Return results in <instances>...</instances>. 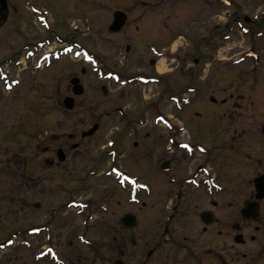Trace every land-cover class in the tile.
Masks as SVG:
<instances>
[{"label": "flooded vegetation", "instance_id": "af4514ba", "mask_svg": "<svg viewBox=\"0 0 264 264\" xmlns=\"http://www.w3.org/2000/svg\"><path fill=\"white\" fill-rule=\"evenodd\" d=\"M8 1L14 12L20 11L18 0ZM52 1L75 6L68 22L56 26L58 29L51 25L46 28L50 7L36 0L22 3L37 16L49 42L55 34L61 35L62 52L78 49L82 44L77 20L82 17L80 7L86 5V0ZM118 9L130 17L128 9ZM189 9L186 11L190 13L178 15L183 17L182 30L190 40V49L201 56L194 57L192 62L183 61L187 55L181 56L174 69L177 78L172 86L177 92L167 98L174 97L175 120L164 113L166 90L171 88L166 73L156 68L167 46L144 43L143 38L144 28L163 24L161 19L136 26L141 33L139 39L152 53L147 60L139 57L141 65L133 68L123 54V44L113 39L110 49L115 50L116 62L109 69L97 57L95 65L101 68L83 66L80 74L71 73V80L78 78L76 85L68 84L67 93L60 99L64 105L66 98H73L74 109H66L67 113L79 107L81 118L88 115L89 100L79 97L84 95V80L89 78L96 81L98 91L105 95L112 91L115 95L113 109L109 111L101 110L100 103L93 101L92 114L100 122L91 121L88 125L99 124L101 129L102 120L111 119L115 154L110 159L99 158L94 166L101 170L103 163H109L105 167L109 165L111 173L106 176V169H102V175L109 177L110 183L86 199L72 196L74 191H68L65 185L58 194L57 186L66 184L70 176L67 162H73L72 170L78 172L77 160H70L66 151L68 140L77 135L75 131L46 132V143H39L36 148L30 179L40 183L43 174L47 178V192L40 200L36 198L39 192H35L33 221L29 226L31 238H19V242L23 241L20 246H30L31 255L14 257V264H264V110L257 108V102H264V3L189 0ZM217 17L225 20L219 21ZM129 24L128 20L124 27ZM21 26L17 32H27L26 25ZM23 32L18 33L22 40L26 39ZM233 36L243 53L254 58V70L240 72L237 87L226 81L227 87L222 86L225 94L219 101L212 93L213 79L203 77L209 66L204 55L219 51L220 41L229 44ZM106 41H100V45ZM32 45L33 42L26 41L13 58L14 63L20 65L30 58ZM133 47L127 43L125 49L131 52ZM107 70L112 73L106 80L110 87L101 81ZM249 73L254 74L251 80L245 77ZM147 87L155 89L152 95L144 94L143 88ZM80 89L83 93L76 94ZM208 91L204 103L222 109H197L196 100ZM196 117L200 118V130L191 128ZM193 126L196 128L194 123ZM86 138L74 141L73 148L82 146ZM61 148L65 151L64 159L58 158ZM131 159L139 162L138 169H133ZM141 170L148 173L149 179L141 176ZM57 173L60 181L53 186ZM72 211L78 216L84 214L83 220L72 216ZM71 222L72 231H64ZM60 224L63 228L59 230Z\"/></svg>", "mask_w": 264, "mask_h": 264}, {"label": "rangeland", "instance_id": "374dc122", "mask_svg": "<svg viewBox=\"0 0 264 264\" xmlns=\"http://www.w3.org/2000/svg\"><path fill=\"white\" fill-rule=\"evenodd\" d=\"M18 1L16 3L20 11H12L8 23L0 27V64H4L5 69L9 71V75L4 76L1 74L0 76V243H7L8 238L12 237L16 240V244L7 245L5 248L0 247V264H14V257H30L31 255L30 246H20L18 239L13 236V233L19 232L20 238H31V235L24 229H27L33 221V196L38 191L36 198L40 200L42 196L45 197L47 192L45 186L47 178L43 174V179L40 183H35V181L30 179L31 168L37 152L36 148L39 143L42 145L46 143L43 137L46 132L57 134L63 131L65 133L75 131L77 135L75 139L68 140L69 144L66 147V151L70 160H77L75 165L78 167V172L72 170L73 162H67L70 166L68 172L70 176L66 184L57 186V191L53 188L57 193L59 189L63 190L65 185L68 191H74L72 196L77 198L81 196L86 199L90 196L93 197L95 194L97 195L96 191L107 187L110 183L109 177L102 175V169H106L107 167L105 166L109 163H103L104 166L102 165L101 170L98 167L94 168V166L101 158L100 154L104 149L107 150L108 157L110 156L108 150L111 147L108 142L112 139L110 130L111 119L104 118L102 120L103 127L93 136L84 139L82 146L79 148H73V143L74 141L81 142L82 129L89 130L91 127L88 125L91 121L97 120L100 122L92 114L93 101L100 103L101 110L109 111L114 106V93L110 91L108 95H105L97 90L96 81L90 78L86 81L84 80V83H86L85 92L79 99L87 98L89 100V112L85 118H81V109L79 107H75L74 111L67 113L62 103L60 104V99L67 93L66 88L71 83V73L77 72L80 74L83 66L91 69V63H85L81 57L77 58L73 50H70L69 54L62 56L60 59L55 57L50 66H46L43 63L41 68L35 66L39 53L36 54V58L33 61L27 59L23 65H16L14 62L8 63V59L14 58L17 51H19L18 49L26 41L37 42L47 37L44 28L40 26L37 16L31 12L30 7L22 3V0ZM87 1L85 6L80 7V14L86 23L82 22V17L77 21L81 24V27L91 25L92 30L90 29L91 32L88 35H82L84 38L79 35V41L88 47H92L91 50L97 53L104 64L103 67H107L106 69H109L116 62L115 50H112L113 39H117L116 42L123 44V54L127 55V61L129 64L131 63L133 68L141 65L139 57H144L146 60L148 57L151 58L152 53L147 51L143 41L141 38L139 39L141 33L136 30V26H141L145 21L153 19L156 22L160 19L163 21L161 25L160 23H155L156 25L150 28L145 27L146 31L143 38L144 43L152 42L167 46L166 54L161 56L156 68L166 73V78L169 81L168 86L171 88V90H166L164 113L167 116L170 115L171 117L169 118L171 120H175L173 117L176 108L175 104L172 102V98H167L169 94L177 92L172 86L177 78V70L175 71L174 69L181 56L187 55V59H183V61L191 62L194 57L201 56L200 52L190 49V40L185 37V33L181 34V31H183V17L179 15L186 12L190 13V11H186L190 10L189 0H100L98 4L95 0H91L89 5ZM36 2L50 7L49 23L55 29H58L56 26L62 25L63 22H68L71 11L75 7L69 2L58 4L52 0L46 2L36 0ZM260 2L264 3V0H257V3ZM116 8L128 9L131 15L129 26L123 29L121 33L113 35L110 34L109 24L112 22L113 12ZM216 19L222 22L225 20V18L220 19L218 17ZM23 24L26 25L27 32L21 30V25ZM94 27L101 34L94 31ZM17 28H21L19 32L21 34L23 32V35H26V39L22 40L19 37ZM137 39L139 40L138 43H136ZM102 40H107L105 44L102 43L106 49L100 45ZM127 43L134 46L129 53L125 49ZM220 43L219 51L207 55L204 53V57H208L205 61L211 64L207 68V73L203 76L204 78L213 79L214 91L212 93L219 101L225 94L222 91V86L223 88L227 87L224 85L227 83L226 81L229 80L228 84L237 87L240 72L246 73L249 71L253 60L247 57L245 62H242L244 61L243 49L239 47L235 36L231 38L229 44H223L222 41ZM53 44V48L60 46L59 42H54ZM245 77L251 80L252 75L247 74ZM17 78L20 79V83H18ZM8 82L10 83L7 84ZM108 86L110 87V83H108ZM94 90L99 93H95ZM152 91H155V89L143 88V92L147 96L149 94L152 95ZM208 93L210 92H204L198 97L196 100L197 109L202 112L203 110L222 109L223 107L221 108L219 105L214 104L212 108L210 102L204 103L206 102L204 97ZM257 108L264 110V102H257ZM77 109L79 112H77ZM199 119L196 117V120L192 121L196 128H194L192 122L190 123L191 128L200 130L199 125L201 123L198 122ZM81 120H84L85 123ZM261 120L264 121V118H261ZM213 125H216V123H213ZM74 127L76 129H73ZM57 145L58 140H55L53 146L56 147ZM121 151H124V149L122 148ZM105 156L107 157V155ZM129 161H131L132 165L134 164L133 169L139 168L136 165L139 163L138 161L135 159ZM95 169H97L96 172ZM139 173L143 178L149 179L148 173L142 172V170ZM54 177L53 186H56L60 181L58 173ZM90 193L93 194L89 195ZM37 215H40V213ZM72 216L82 221L84 214L78 216L72 211ZM44 217L45 215L43 214L40 219H44ZM72 224L73 222L67 224V227H64L63 230L66 231L69 228V231H72ZM62 228L63 225L61 226L60 224L59 230ZM77 232L78 229L75 230V235ZM29 244L31 245L30 242Z\"/></svg>", "mask_w": 264, "mask_h": 264}, {"label": "water", "instance_id": "95a60500", "mask_svg": "<svg viewBox=\"0 0 264 264\" xmlns=\"http://www.w3.org/2000/svg\"><path fill=\"white\" fill-rule=\"evenodd\" d=\"M7 9H8L7 0H0V25L5 21V18L7 16ZM125 21H126L125 14H123L121 12H117L115 21L112 25V28L115 30H119L123 26ZM67 105L69 107L72 106L70 103H67ZM93 131H94V129L92 131H90L88 134L93 133Z\"/></svg>", "mask_w": 264, "mask_h": 264}]
</instances>
